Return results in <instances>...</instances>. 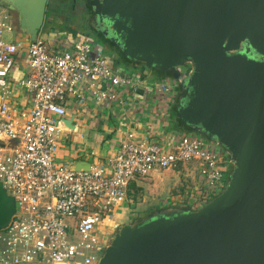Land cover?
Returning a JSON list of instances; mask_svg holds the SVG:
<instances>
[{"label": "water", "instance_id": "obj_1", "mask_svg": "<svg viewBox=\"0 0 264 264\" xmlns=\"http://www.w3.org/2000/svg\"><path fill=\"white\" fill-rule=\"evenodd\" d=\"M48 1L0 6L17 15L20 32L35 43ZM88 5L123 58L172 75L177 119L221 147L232 165L215 198L196 210L156 211L119 226L95 264H264V0ZM15 212L0 182V230Z\"/></svg>", "mask_w": 264, "mask_h": 264}, {"label": "built area", "instance_id": "obj_2", "mask_svg": "<svg viewBox=\"0 0 264 264\" xmlns=\"http://www.w3.org/2000/svg\"><path fill=\"white\" fill-rule=\"evenodd\" d=\"M10 30L0 20V96L10 93L16 57L26 47L28 73L16 86L28 102L9 106L0 101V182L16 208L0 230V264H95L109 234L119 228L114 221L119 206L134 204L135 179L154 170L202 163L198 180L205 186L185 194L194 200L191 210L225 188L231 167L223 149L191 133L161 141L128 132L103 164L76 171L71 162H57L63 135L71 132L67 122L73 105L92 117L93 106L105 110L120 94H135L141 79L114 70L101 47L84 35L68 48L62 36L24 46L2 39ZM158 90L170 96L169 102L175 95L166 79Z\"/></svg>", "mask_w": 264, "mask_h": 264}, {"label": "crops", "instance_id": "obj_3", "mask_svg": "<svg viewBox=\"0 0 264 264\" xmlns=\"http://www.w3.org/2000/svg\"><path fill=\"white\" fill-rule=\"evenodd\" d=\"M9 12H7L8 20L11 28L14 27L17 31V41H21L24 46H28L31 42L24 33L20 32L18 22L15 24L13 15ZM54 21L48 28L44 29L43 26L37 40H44L50 43L56 36L63 37L65 31L68 30L67 27L76 30L73 27L70 28L71 26L57 29ZM77 35L82 34L78 33ZM105 49L113 53L110 57L114 60L119 58L115 50H109L107 47ZM25 58L26 47L22 48L16 57L15 66L10 76V93L5 97L0 96V101L2 99L6 100L9 106L21 103L27 104L28 102L27 95L16 86L17 82L28 73ZM117 64L111 61L114 70L128 69L130 74L140 77L141 83L137 86L135 94H120L119 100L109 104L105 110H98V108L93 106L90 109V116L92 117H87L80 124L74 123V116L72 117V112H69V122H73V124L71 122L73 128H71L70 133L63 135L62 144L56 156L57 162H71L72 167L77 162H84L89 166L103 164L114 153L117 145L127 140L126 134L128 132L136 133L138 139L141 136L149 135L151 138L164 141L177 137L183 131L182 125L177 119L175 122L171 121L178 99V84L174 81L172 75L166 78L172 84L175 93L169 102L170 96L166 98L158 90L159 82L164 80L161 73L139 63H130L129 61L128 63H123V60H121ZM170 122L178 123L179 131L171 130L168 127ZM67 139L72 140L74 145L71 147L67 143L64 145ZM139 188L137 185L134 187L137 190ZM121 214L119 213V215Z\"/></svg>", "mask_w": 264, "mask_h": 264}, {"label": "rangeland", "instance_id": "obj_4", "mask_svg": "<svg viewBox=\"0 0 264 264\" xmlns=\"http://www.w3.org/2000/svg\"><path fill=\"white\" fill-rule=\"evenodd\" d=\"M48 3H49V6H48L49 11H52L55 9L56 11H58L59 9L61 13L55 12L54 16H53V13H51L49 15V18L47 19L46 24L44 23L45 24L44 29L48 28V26L54 20H55L54 22H56L55 24L57 26V29H59L60 27L64 28L67 26H71L70 28L73 27L74 29H76V30H72V29H69V27H67L68 30H66L65 34L63 35V41H64L63 44L65 48L70 47L72 42L77 40V34L79 32H82V33L86 32L88 33V35H90L89 37L91 38L92 41L95 40L94 38L96 36L94 32L92 31L90 26L85 21L87 19L86 16L83 14H79L81 13L80 12L81 7H83L82 5L85 2H83L82 0H49ZM73 6L75 7L74 10L71 9ZM7 12L8 10H6L4 7H1L0 20H2L5 23L10 24L8 19L4 20L3 18L4 16L8 15ZM9 13L13 15L14 22L15 24H17L18 22L17 15L13 12H9ZM65 16L66 17L69 16L70 19L69 20L66 19ZM17 37H18L17 31L15 30L14 27H12L10 31L4 32L2 39L6 42H16ZM103 54L105 56L113 55L112 52L107 51L105 48H104ZM119 59L120 58H117L116 62L117 60L120 62ZM124 71L129 72L128 69ZM72 112L74 115L75 124H80L82 121L86 120L88 117V115L82 112V108L79 105L78 106L73 105ZM175 116L176 114L173 112L171 121L175 122L176 120ZM173 122H170L168 127L175 132L179 131V127L177 126L178 123H173ZM180 130L182 129L180 128ZM190 133L193 136L194 135L199 136V134H197L196 132L191 131ZM66 143L67 145H70V147L74 145L72 144L73 141L70 139L69 140L67 139L64 145H66ZM225 158H226V161L229 160V157L227 154ZM221 159L222 158H217V160H221ZM201 167H202L201 162L190 161L187 163L179 164L176 167H171L164 171L154 170L143 178H136L135 183L140 188L137 191H135L134 187H132L134 189V192L132 193L134 204L131 207H127L125 204L119 206L120 208L119 213H122V214L121 215L117 214L116 219L114 221L116 223H119V226H121L123 224L133 223L135 221L142 220L152 215L156 211H162V210H167V209H180V208L189 209V205L194 204V200L189 198L188 196H185V194L188 195L189 192L191 193V192H197L201 190L205 186V183H206L204 181V184L201 185L198 180L200 176ZM230 167L231 168L228 172V176L232 169L231 163H230ZM205 204H202L201 207ZM114 233L115 232H112L109 234L110 238L113 236ZM99 240L101 239L99 238ZM102 255H103V252L100 253V255H96V257L100 259Z\"/></svg>", "mask_w": 264, "mask_h": 264}, {"label": "flooded vegetation", "instance_id": "obj_5", "mask_svg": "<svg viewBox=\"0 0 264 264\" xmlns=\"http://www.w3.org/2000/svg\"><path fill=\"white\" fill-rule=\"evenodd\" d=\"M82 1L85 3L82 5L83 7H81V11H80L81 13H79V14H83L86 16L87 19L85 21L90 26V28L92 29V31L94 32V34L96 36L94 38L95 40L92 38L94 40L93 42L99 43L101 49L103 50L106 46H108V44H110V42L107 40V38L103 35L104 33H107V28L103 23L98 22L97 17L93 14L91 7L88 5L89 0H82ZM71 9L74 10L75 7L73 6ZM47 11H49L48 6H47ZM52 11H54V13L60 12L59 9H58V11H56V9L52 10ZM53 15H55V14H53ZM69 16H67V17L65 16V18L69 20L70 19ZM79 33L90 38L89 37L90 35H88V33H86V32H84V33L79 32Z\"/></svg>", "mask_w": 264, "mask_h": 264}, {"label": "trees", "instance_id": "obj_6", "mask_svg": "<svg viewBox=\"0 0 264 264\" xmlns=\"http://www.w3.org/2000/svg\"><path fill=\"white\" fill-rule=\"evenodd\" d=\"M48 6H49V3H48ZM51 13H53L54 14V12L53 11H47V13H46V19H45V24H46V22H47V19L49 18V15L51 14ZM44 24V25H45ZM96 43V42H95ZM96 44H98V46H100L99 45V43H96ZM109 50L110 49H113V50H115V52L119 55V60L121 61V60H123V63H128V60L127 59H125V58H123V56L121 55V53H120V51L118 50V49H116V48H114L111 44H108V46H106ZM103 52H104V49H103ZM106 57L110 60V61H112L114 64H117V62H119L118 60H117V62H116V60H114L112 57H110V56H108V55H106ZM127 65V64H126ZM167 76H171V74H162V79H166L167 78ZM164 77V78H163ZM170 79V78H169ZM174 113L176 114V110L174 111ZM175 118L177 119V116H175ZM178 120V119H177ZM179 121V120H178ZM180 122V121H179ZM180 124L182 125V128H183V131L182 132H180L181 134H184V133H188L189 132V129L188 128H185L184 127V125L180 122ZM191 132V131H190ZM189 132V133H190ZM132 187H135V185H132ZM131 187V188H132ZM133 189V188H132ZM134 190V189H133ZM137 189H135V191H136ZM133 193V192H132ZM131 195V194H130ZM133 195V194H132ZM142 219V218H141Z\"/></svg>", "mask_w": 264, "mask_h": 264}, {"label": "bare ground", "instance_id": "obj_7", "mask_svg": "<svg viewBox=\"0 0 264 264\" xmlns=\"http://www.w3.org/2000/svg\"><path fill=\"white\" fill-rule=\"evenodd\" d=\"M83 167V166H82ZM110 238V237H109ZM110 240V239H109Z\"/></svg>", "mask_w": 264, "mask_h": 264}]
</instances>
